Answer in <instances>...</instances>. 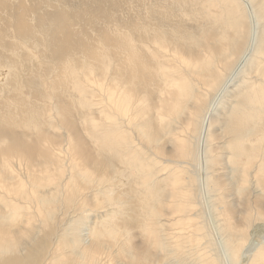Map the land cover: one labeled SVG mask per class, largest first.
<instances>
[{
	"label": "bare ground",
	"instance_id": "bare-ground-1",
	"mask_svg": "<svg viewBox=\"0 0 264 264\" xmlns=\"http://www.w3.org/2000/svg\"><path fill=\"white\" fill-rule=\"evenodd\" d=\"M99 1L0 0V264H264V0Z\"/></svg>",
	"mask_w": 264,
	"mask_h": 264
},
{
	"label": "rangeland",
	"instance_id": "rangeland-1",
	"mask_svg": "<svg viewBox=\"0 0 264 264\" xmlns=\"http://www.w3.org/2000/svg\"><path fill=\"white\" fill-rule=\"evenodd\" d=\"M10 3H11L13 14L14 15L15 14H21L14 7V4L18 5L20 2H10ZM25 3H26V8H27L26 15H29V16H34V14H36V13L49 14L50 15V14H54L57 11L73 12V11H76L79 9L84 10V12H83L84 14L83 13H82L83 15L81 14L82 20L80 21V24L79 23L78 24L74 23V24H76L75 29L78 28V30L77 29L76 30L77 31L80 30V32H81V33H79L80 35H82L83 37L84 36L88 37V35H89V37L91 36L90 38L88 37L89 40L96 39L99 36V33H98L99 31L96 28L94 29L93 27H90L89 26L90 24L92 25L95 22H97L96 27L99 29L100 25H106L109 23L113 24L116 22L115 19H117V16L112 13V10L106 8L101 3V1H99V0H25ZM35 3H40L41 7H40L39 12H38V6ZM105 3L109 4V1L108 2L104 1V4ZM74 5H77L78 7L74 8L73 7ZM122 8H123L122 13L125 16H129L130 18H132L134 16L135 10H136V1L125 0V4H123ZM88 9H96L97 12L88 11ZM84 17H87V18H84ZM78 19H79V17H78ZM87 19H92V20H90V23L88 22L89 25H87V23L85 24V22H84ZM83 23H84V25H81ZM85 25L88 28L87 30H90V33H87V32H89L87 30L83 31L81 29L80 26L83 27ZM85 27H83V28H85ZM114 27L115 26H113V28ZM47 28H50V25L47 26ZM1 97H4L2 92H0V98ZM201 146H202V142H200V149H201ZM201 199L203 201V206L205 208V215H206L207 221L209 222V225H210L211 229L213 230V224H212V220L209 216V210H208V206H207L206 198H205L204 194H201Z\"/></svg>",
	"mask_w": 264,
	"mask_h": 264
}]
</instances>
